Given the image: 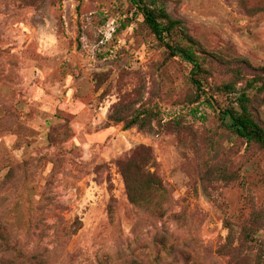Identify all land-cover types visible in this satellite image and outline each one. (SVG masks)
I'll list each match as a JSON object with an SVG mask.
<instances>
[{"label":"rangeland","instance_id":"rangeland-1","mask_svg":"<svg viewBox=\"0 0 264 264\" xmlns=\"http://www.w3.org/2000/svg\"><path fill=\"white\" fill-rule=\"evenodd\" d=\"M160 2L212 72L201 88L236 106L217 87L237 60L245 79L264 66V0ZM191 68L130 0H0V242L28 264H264V149ZM144 108L151 124L125 127ZM130 156L151 205L129 199Z\"/></svg>","mask_w":264,"mask_h":264},{"label":"trees","instance_id":"trees-1","mask_svg":"<svg viewBox=\"0 0 264 264\" xmlns=\"http://www.w3.org/2000/svg\"><path fill=\"white\" fill-rule=\"evenodd\" d=\"M130 2L141 14L144 23L154 33L156 39L166 48L169 56L180 57L192 66V83L203 91L204 102L218 112L222 123L246 142L255 143L264 149V123L257 120L253 108L257 100L254 97L263 95L261 100L264 101V66L255 68L254 74L245 79L242 67H250V64L246 60H237L244 66L230 67L229 71L235 79L217 87L224 92H236L237 105L221 107L215 103L211 95L201 88L203 75H211L212 72L210 68L204 66L205 58L204 60L200 58L199 48L196 47L193 38L188 36L183 29V22L171 17L160 0H130ZM244 79L245 81H243ZM239 84L241 86L237 88ZM250 91L253 92V95L249 93ZM152 113L154 112L149 109H138L136 115L125 123V127L133 125L148 127L151 124ZM112 120L120 122L123 121V118L113 116ZM119 166L129 199L141 206L151 205L154 201L152 193L155 192L158 181L148 170H145L143 162L130 156L120 160ZM4 238L1 232L0 240H4ZM31 261L32 258L28 255L14 251L8 242H0V264H28Z\"/></svg>","mask_w":264,"mask_h":264}]
</instances>
